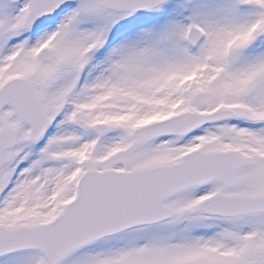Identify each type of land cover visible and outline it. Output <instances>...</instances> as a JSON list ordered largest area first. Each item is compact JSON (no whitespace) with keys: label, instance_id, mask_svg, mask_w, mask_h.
I'll return each mask as SVG.
<instances>
[{"label":"snow or ice","instance_id":"obj_1","mask_svg":"<svg viewBox=\"0 0 264 264\" xmlns=\"http://www.w3.org/2000/svg\"><path fill=\"white\" fill-rule=\"evenodd\" d=\"M0 264H264V0H0Z\"/></svg>","mask_w":264,"mask_h":264}]
</instances>
